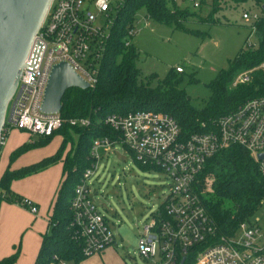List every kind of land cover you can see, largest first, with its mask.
<instances>
[{"label":"built area","instance_id":"1","mask_svg":"<svg viewBox=\"0 0 264 264\" xmlns=\"http://www.w3.org/2000/svg\"><path fill=\"white\" fill-rule=\"evenodd\" d=\"M124 1L115 9L110 0H53L37 36L42 45L40 55L33 66L24 69L9 116L7 113L0 138V163L7 136L14 128L31 136L46 137L63 127L65 119L61 112L42 111L54 65L67 62L91 87L97 84L117 9ZM190 1L197 8L201 5L198 0ZM263 11L262 7L259 13H243V19L252 23L254 32L253 25L261 20ZM136 34V27L128 32L127 46ZM177 68L182 70L180 66ZM250 79L251 71L241 74L236 84ZM70 123L85 127L90 119L74 118ZM106 123L113 133L93 142L91 165L84 171L70 202L72 226L83 240L86 256L100 254L116 244L111 219L96 202L95 195L99 192L94 183L99 182L97 173L102 160L110 158L120 145L131 151L140 165L156 168L169 179L163 205L150 214L139 237L138 252L142 257L156 264H179L182 255L195 250V264H264L260 219L244 221L231 236L216 239L217 226L198 188L199 175L208 159L231 146L247 150L264 177V159H258L264 153V95L249 99L209 125L203 123L207 130L187 137L177 120L165 112L113 114L106 118ZM17 203L33 214L39 211L31 198L23 197ZM49 264L68 261L55 255Z\"/></svg>","mask_w":264,"mask_h":264},{"label":"trees","instance_id":"2","mask_svg":"<svg viewBox=\"0 0 264 264\" xmlns=\"http://www.w3.org/2000/svg\"><path fill=\"white\" fill-rule=\"evenodd\" d=\"M249 0H211L206 15L178 9L176 0H125L117 9L107 51L102 61L99 80L88 89L71 88L62 100L63 127L51 136H40L34 145L45 146L56 135L62 142L56 154L21 168L12 164L32 148L22 143L10 154L8 167L0 176V210L4 202L17 203L23 197L12 190L14 181L25 179L49 167L62 163L64 181L58 189L56 203L50 217V233L43 235L35 264H49L55 255L68 262L80 264L88 256L83 251V240L72 226L70 202L84 171L90 167V151L98 138L110 136L113 129L106 118L113 114L125 115L135 111L165 112L172 115L187 137L208 128L211 121L230 113L249 99L264 95V15L255 26L256 41L246 44L239 55L212 81V94L203 108L197 109L186 90L181 87L184 68L170 71L158 85L142 82L138 67L140 51L132 42L126 45L128 32L136 27L137 13L145 9L147 16L158 23L186 30L182 23L189 17L217 24L216 15L229 7L240 6ZM261 8L264 0H255ZM206 4L202 0L201 5ZM188 30V29H187ZM189 32H195L188 30ZM249 82H240L234 88L236 77L252 70ZM89 118L88 126H73L74 118ZM208 127V126H207ZM71 148L68 149V146ZM143 169L149 168L141 165ZM198 188L217 226V237L231 236L237 228L251 219L263 206L264 177L258 162L244 148L231 146L218 152L206 162L198 178ZM18 253L0 259V264H15ZM184 264H195L196 251L187 255Z\"/></svg>","mask_w":264,"mask_h":264},{"label":"rangeland","instance_id":"3","mask_svg":"<svg viewBox=\"0 0 264 264\" xmlns=\"http://www.w3.org/2000/svg\"><path fill=\"white\" fill-rule=\"evenodd\" d=\"M110 1L116 9L122 0ZM198 1L202 3V0ZM210 3L211 0H206V4L197 8L190 0H177V8H187L190 12L206 15L210 12ZM245 11L259 13L261 6L255 0H249L240 6L229 7L216 15L219 20L217 24L189 17L182 20L186 30H180L151 20L145 9L140 10L136 15L137 34L133 42L140 51L137 64L142 70V82L156 86L170 71L183 67L181 87L186 90L195 108H203L212 94V81L222 70L229 68L246 44L256 41L252 23L243 19ZM250 71L254 69L240 73L232 87L237 85L236 80L241 74ZM11 107L12 102L8 116ZM37 138L17 128L11 130L3 147L0 172L4 166H8L11 152L24 142L31 144L32 148L12 164L13 169L53 156L62 142V137L56 135L45 146L34 145ZM70 148L71 145L68 146ZM62 173L63 164H55L45 172L34 174L33 178L13 182L12 190L22 197L38 193L47 203L52 200L55 202V190L64 181L63 178L59 184ZM97 176L99 182H95L94 187L98 188L99 194L95 195V199L100 211L111 219L116 235L114 246L118 249L112 247L113 252L106 257L105 253L92 254L80 264H156L139 254L138 240L143 227L150 220V214L163 205L169 190V179L156 168L143 169L135 161L134 154L120 145H117L110 158L102 160ZM43 210L36 218L30 211H15L6 220V235L15 233L17 246L22 248L19 253L21 264H33L36 259L33 249L41 239V233L45 234L49 218ZM257 219H260L258 223L264 233V206L251 220L256 222Z\"/></svg>","mask_w":264,"mask_h":264},{"label":"water","instance_id":"4","mask_svg":"<svg viewBox=\"0 0 264 264\" xmlns=\"http://www.w3.org/2000/svg\"><path fill=\"white\" fill-rule=\"evenodd\" d=\"M53 0H0V138L7 113L25 68L34 65L41 52L37 36ZM264 9V5H263ZM91 85L67 62L54 65L46 89L42 111L58 114L68 89H88ZM264 159V153L258 155ZM184 257L179 264H184Z\"/></svg>","mask_w":264,"mask_h":264},{"label":"crops","instance_id":"5","mask_svg":"<svg viewBox=\"0 0 264 264\" xmlns=\"http://www.w3.org/2000/svg\"><path fill=\"white\" fill-rule=\"evenodd\" d=\"M146 26H148V25H146ZM33 163H35V162H33ZM30 164H32V163H30ZM6 168L4 166V169L1 171L2 173L0 172V176L3 174V172L5 171ZM47 170H45V171H47ZM45 171H43V172H45ZM34 176L35 175H32L31 177H27V178L30 179V178H33ZM63 178H64V172L62 173V176H61V179L59 181V184H60V182H61V180ZM60 186L61 185H58L57 186V189L55 190L56 191L55 192V195L53 196V198H55L54 199L55 202L52 200L49 203H47L46 200H44L43 198L41 199V196H39L38 193H29L28 195H26V196H28V198H31L36 203V205L38 206L39 211H38L37 214H33L28 208H26V207H24V206H22V205H20L18 203L4 202L2 204L1 210H0V259H2L4 257H7L9 255H12L14 253H18V255H19V253H21L20 251L22 250V248H20L19 246H17L18 245V240L15 237V233L14 234L6 235V232L8 231V229L6 228V220L10 216V214L11 213H14L15 211H26L27 210V211H30V213L33 214L35 216V218H36L37 217L36 215H39L40 211L43 208L44 209L43 211L49 217L48 220H47L48 223H46V229H45V233H47L50 230V217L52 215V212H53V209H54V205L56 203L58 189L60 188ZM43 235L44 234L41 233V239L39 240V242L35 245V247L33 249V252L35 253V256H36V259H35V261H34L33 264H35V262L37 260L38 253H39V250H40V246H41V243H42V240H43ZM112 247H115V246H111V248L108 249V251H103L102 252V253H105V257L107 255H109L110 252H113ZM115 248H117V247H115ZM102 253H100V254H102ZM20 258L21 257L19 256L18 257V260H17V262L15 264H21Z\"/></svg>","mask_w":264,"mask_h":264}]
</instances>
